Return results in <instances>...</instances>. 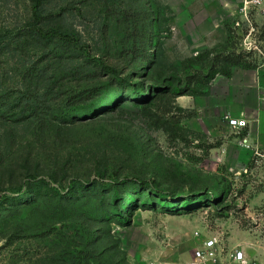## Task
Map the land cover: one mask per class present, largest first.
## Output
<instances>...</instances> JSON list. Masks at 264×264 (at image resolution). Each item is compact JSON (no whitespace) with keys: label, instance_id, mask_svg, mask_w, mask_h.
<instances>
[{"label":"rangeland","instance_id":"1","mask_svg":"<svg viewBox=\"0 0 264 264\" xmlns=\"http://www.w3.org/2000/svg\"><path fill=\"white\" fill-rule=\"evenodd\" d=\"M48 9L42 27L87 51L5 39L32 5L0 0V264H213L196 259L207 249L264 264V143L246 147L222 93L247 70L207 84L198 60L223 51L229 29L230 46L264 52V0ZM247 72L264 83V66Z\"/></svg>","mask_w":264,"mask_h":264},{"label":"trees","instance_id":"2","mask_svg":"<svg viewBox=\"0 0 264 264\" xmlns=\"http://www.w3.org/2000/svg\"><path fill=\"white\" fill-rule=\"evenodd\" d=\"M51 0H31L32 5V19L23 26L18 27L15 30L6 32L5 39L10 40L16 38L17 36L20 39L26 37L27 35L34 34L42 39H52L55 37H60L79 49L86 50L88 45H86L81 39H79L75 33L66 31L65 33L61 32L59 29H44L42 23L48 14V6ZM234 31L229 29V44L226 45L223 51L216 52L210 51L206 52L203 55L198 57L199 61H208L211 63L210 71L211 77L210 81L206 82L210 84L217 75H222L226 78H231L233 75L234 69H242L247 71H255L264 66V63L261 62L262 55L264 52L261 47L257 45L251 48L250 50H238L235 45L230 46V42L234 38ZM4 38L0 39V52L2 51L1 46L4 43ZM13 43H8L7 47L10 50ZM206 58V59H205ZM102 67L107 69L113 74H117V70L111 67H106L102 62ZM190 95V90H183L178 94L180 96Z\"/></svg>","mask_w":264,"mask_h":264},{"label":"crops","instance_id":"3","mask_svg":"<svg viewBox=\"0 0 264 264\" xmlns=\"http://www.w3.org/2000/svg\"><path fill=\"white\" fill-rule=\"evenodd\" d=\"M257 75V74H256ZM253 73H242L237 83L222 90L226 110L248 123L245 135L246 147H260L264 143V83ZM236 74L233 75V80ZM229 81V80H228Z\"/></svg>","mask_w":264,"mask_h":264},{"label":"built area","instance_id":"4","mask_svg":"<svg viewBox=\"0 0 264 264\" xmlns=\"http://www.w3.org/2000/svg\"><path fill=\"white\" fill-rule=\"evenodd\" d=\"M225 119L231 124L235 129H244L248 126L247 121L234 119L232 116L227 115ZM196 259L198 262L210 261L213 264H255L250 260L246 253L242 251H236L235 253H230L227 258H222L217 250H199L196 252Z\"/></svg>","mask_w":264,"mask_h":264}]
</instances>
